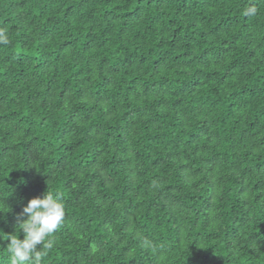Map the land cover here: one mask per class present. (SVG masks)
Listing matches in <instances>:
<instances>
[{
	"label": "trees",
	"instance_id": "obj_1",
	"mask_svg": "<svg viewBox=\"0 0 264 264\" xmlns=\"http://www.w3.org/2000/svg\"><path fill=\"white\" fill-rule=\"evenodd\" d=\"M0 28V231L48 189L42 264H264V0H0Z\"/></svg>",
	"mask_w": 264,
	"mask_h": 264
},
{
	"label": "clouds",
	"instance_id": "obj_2",
	"mask_svg": "<svg viewBox=\"0 0 264 264\" xmlns=\"http://www.w3.org/2000/svg\"><path fill=\"white\" fill-rule=\"evenodd\" d=\"M257 12L254 5L242 9L244 16H252ZM10 43L7 29L0 28V45ZM3 213V212H0ZM10 234L0 231V241H7L6 250L10 256V264H42L47 252L55 245V233L62 225L65 217V205L61 197L48 189L42 197H34L27 201ZM22 233V238L19 236Z\"/></svg>",
	"mask_w": 264,
	"mask_h": 264
}]
</instances>
